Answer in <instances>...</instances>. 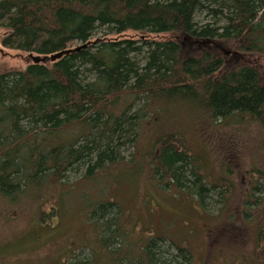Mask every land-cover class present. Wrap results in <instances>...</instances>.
<instances>
[{
  "label": "trees",
  "instance_id": "1",
  "mask_svg": "<svg viewBox=\"0 0 264 264\" xmlns=\"http://www.w3.org/2000/svg\"><path fill=\"white\" fill-rule=\"evenodd\" d=\"M201 12L210 16L204 24L195 20ZM0 28L1 46L28 59L24 69L0 71L2 199L32 202L73 170H84L86 180L110 174L159 102L197 101L211 120L248 115L264 131V0H0ZM64 50L71 52L49 60ZM124 93L145 99L133 115ZM164 137L154 139V174L201 200L216 194L195 157ZM116 208L121 212L112 201L93 203L86 218L97 231L87 244L91 256L75 264L187 260L186 249L169 254L156 239L129 255L136 243H123ZM79 249L61 264L79 259L72 254Z\"/></svg>",
  "mask_w": 264,
  "mask_h": 264
},
{
  "label": "rangeland",
  "instance_id": "2",
  "mask_svg": "<svg viewBox=\"0 0 264 264\" xmlns=\"http://www.w3.org/2000/svg\"><path fill=\"white\" fill-rule=\"evenodd\" d=\"M195 20L204 24L210 16L201 12ZM4 34L0 28V71L24 69L26 54L3 48ZM129 102L127 114L133 115L145 99L139 95ZM160 103L157 115L145 116L136 142L120 148L125 163L114 166L110 174L98 172L86 180L84 170H73L62 184L51 186L43 196L38 193L32 202L0 196V264H61L85 245L72 253L77 252L79 259L72 260L71 255V263L90 258L87 244L97 231L86 218L97 199L120 208L114 214L119 212V222L125 225L122 241L136 243L129 255L138 254L139 243L156 239L169 254H175L177 247L186 249L189 257L183 264H264L261 125L239 114L211 120L200 115L197 101L179 106ZM162 134L195 157L196 171L208 185H216V194L201 200L176 189L172 182L166 185L165 175L159 179L154 174L151 151L159 148L154 139ZM54 206L59 207L54 210Z\"/></svg>",
  "mask_w": 264,
  "mask_h": 264
},
{
  "label": "water",
  "instance_id": "3",
  "mask_svg": "<svg viewBox=\"0 0 264 264\" xmlns=\"http://www.w3.org/2000/svg\"><path fill=\"white\" fill-rule=\"evenodd\" d=\"M70 52H71L70 50L60 51V52H58V53H55V54L50 55L48 58H49L50 61L53 62V61H55L56 59L61 58L62 56L66 55V54H68V53H70ZM29 58H30L33 62H39V61H40V58H37V57L32 56V55H30Z\"/></svg>",
  "mask_w": 264,
  "mask_h": 264
}]
</instances>
